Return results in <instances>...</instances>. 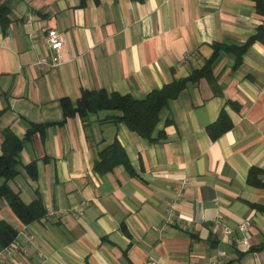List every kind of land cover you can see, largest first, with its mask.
I'll use <instances>...</instances> for the list:
<instances>
[{
	"label": "crops",
	"instance_id": "crops-1",
	"mask_svg": "<svg viewBox=\"0 0 264 264\" xmlns=\"http://www.w3.org/2000/svg\"><path fill=\"white\" fill-rule=\"evenodd\" d=\"M262 20L250 0H0V146L4 130L22 141L9 186L45 210L22 225L0 205L18 231L4 264H264V44L236 68L219 52L213 84L199 78L160 111L156 143L106 120L118 113L65 119L60 106L84 91L143 99L202 69L213 44L242 46ZM52 29L55 53L44 41ZM222 114L231 128L213 140ZM114 140L129 168L99 175L94 162ZM170 201L176 216L163 228Z\"/></svg>",
	"mask_w": 264,
	"mask_h": 264
},
{
	"label": "trees",
	"instance_id": "trees-1",
	"mask_svg": "<svg viewBox=\"0 0 264 264\" xmlns=\"http://www.w3.org/2000/svg\"><path fill=\"white\" fill-rule=\"evenodd\" d=\"M250 1L254 3L257 14L262 16L263 20L262 24L256 29L255 34L249 37L242 46L213 44L212 56L205 62L202 69L193 71L187 79L172 82L160 90H154L140 100L129 95L108 94L103 90L82 92L75 106L67 98H62L60 106L65 119L78 116L82 121H85L89 114L111 111L118 113V115L113 116L111 119L106 117V120L125 124L130 131L149 143L158 142L163 138L161 132L158 133L157 137H154L160 111L170 100L175 99L182 89L194 84L199 78L204 77L210 84H213L211 67L219 52L233 54L235 56L234 68H236L241 63L242 55L253 43L264 44V0ZM230 128L231 124L222 114L218 121L208 127L207 130L211 139L215 140ZM40 129V126H35L27 132L26 136ZM1 135L3 141L0 146V205L5 204L22 225H29L44 217L45 210L40 200L25 204L20 196L10 188L9 182L19 173L18 153L22 148V141L9 130L2 131ZM119 165L129 168L128 159L123 148L117 140H114L112 144L98 153L93 169L97 174L103 175ZM24 169L31 179H35L34 164H28ZM257 173L253 169L250 170L248 183L259 186V181L256 178ZM262 211H264V208H262ZM17 234L16 229L0 219V250L10 246L16 239Z\"/></svg>",
	"mask_w": 264,
	"mask_h": 264
},
{
	"label": "built area",
	"instance_id": "built-area-1",
	"mask_svg": "<svg viewBox=\"0 0 264 264\" xmlns=\"http://www.w3.org/2000/svg\"><path fill=\"white\" fill-rule=\"evenodd\" d=\"M45 43L47 44L48 48L53 52H57L61 46H62V39L60 37V33L57 30H49L47 32V35L44 38ZM57 58L54 59V63H57ZM181 193V188L177 190V196H179ZM175 207H174V202L170 201L167 204L166 208V218L165 222L163 225V228H165L168 225H171L173 223V220L175 218ZM218 225L220 226V229L222 231V234L225 237H233L234 236V231L227 227L224 223L219 221ZM249 227L247 223L240 224L237 227V231L241 233V238L238 239V247L240 249H245L248 247V242L246 238V232L248 231ZM14 243V242H13ZM13 243L8 246L5 249L0 250V264H4L5 261L9 260L12 258V256L15 253V247L13 246ZM212 261H215V258H212ZM193 264V263H191Z\"/></svg>",
	"mask_w": 264,
	"mask_h": 264
}]
</instances>
